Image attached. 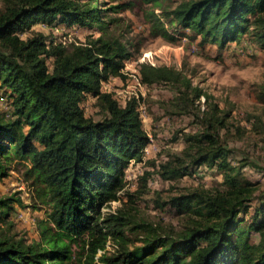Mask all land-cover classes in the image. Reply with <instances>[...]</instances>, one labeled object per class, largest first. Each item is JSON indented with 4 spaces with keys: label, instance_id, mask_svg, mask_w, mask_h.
<instances>
[{
    "label": "trees",
    "instance_id": "16d2710c",
    "mask_svg": "<svg viewBox=\"0 0 264 264\" xmlns=\"http://www.w3.org/2000/svg\"><path fill=\"white\" fill-rule=\"evenodd\" d=\"M137 1L162 7L166 0ZM135 2L5 0L0 8V90L12 108L10 115L0 112V178L15 162L22 164L31 205L45 211L39 239L30 240L13 231V203L21 198L0 196V264H264V194L248 219L256 190L220 142L226 116L217 104L205 130L187 135L185 154L168 160L161 172L167 180L203 164L223 172L224 190L194 188L164 201L178 215H194L195 223L162 234L128 208L111 209L127 185V167L132 159L142 160L150 143L139 99L121 104L102 89L103 81L126 77L124 61L135 53L111 32L119 19L109 12ZM148 17L153 33L169 41L178 39L171 25L201 37L202 44L225 47L247 34L264 48V0H186ZM39 21L97 28L100 35L70 50L51 45L43 32L21 37L20 31ZM139 73L147 84L183 80L196 100L204 94L170 67L142 62ZM184 95L187 105L190 95ZM89 96L97 99L103 118L86 114L82 104ZM254 232L259 242L252 240Z\"/></svg>",
    "mask_w": 264,
    "mask_h": 264
},
{
    "label": "rangeland",
    "instance_id": "374dc122",
    "mask_svg": "<svg viewBox=\"0 0 264 264\" xmlns=\"http://www.w3.org/2000/svg\"><path fill=\"white\" fill-rule=\"evenodd\" d=\"M122 1L134 0H107V6ZM183 1L186 0H166L160 7L136 0L131 8L110 11L111 17L119 19L111 26V32L129 43L135 52L133 58L140 60L137 65L130 62L122 68L123 72L130 71L128 68H139L140 72V63L152 62L181 72L192 87L201 88L204 94L196 100L183 80L147 84L141 79L139 85L134 70L132 76L124 73L125 78L112 77L102 83V89L113 93L121 104H125L129 96L140 94L143 127L150 136L142 160L132 159L127 167V185L121 192L120 200L112 202L111 209L128 208L139 221L152 224L162 234L177 233L197 219L190 214L178 215L164 201L194 188L203 187L210 191L226 188L223 172L216 165L203 164L195 167L196 171L192 174L172 180L161 175L162 167L168 160L185 154L189 146L186 136L205 130V120L215 104L219 105V115L226 116V125L219 128V138L230 152L228 159L232 164L241 166L243 178L256 190L246 214L248 219L259 202L258 196L264 194V93L263 101L259 98L260 92H264V48L251 41L247 34L225 47L213 42L202 44L201 37L188 30L180 32L171 25L169 29L176 34L177 40L169 41L156 36L148 12L158 14L163 7H175ZM4 2L0 0V8L4 7ZM34 32H43L51 45L68 50L74 44L85 43L100 35L97 28L51 26L42 21L19 34L27 38ZM135 46L139 51H135ZM180 93L190 95L189 104L182 102ZM184 96L187 98V95ZM82 105L87 115L95 119L104 117L105 113L95 97L89 96ZM0 112L12 113L8 96L1 90ZM24 169L22 164L15 162L8 175L0 178V196L21 198L20 202L13 203V231L30 240L39 239V221L45 211L31 205L34 196L32 186L25 179ZM128 194H132V201ZM138 231L144 234L142 229ZM251 238L260 241L258 233L254 232Z\"/></svg>",
    "mask_w": 264,
    "mask_h": 264
},
{
    "label": "built area",
    "instance_id": "2783aa9c",
    "mask_svg": "<svg viewBox=\"0 0 264 264\" xmlns=\"http://www.w3.org/2000/svg\"><path fill=\"white\" fill-rule=\"evenodd\" d=\"M134 62L136 65L139 63V61L140 60H138V59H134L133 58V56H131V57H129V58H127L126 60H125V62H124V67L125 66H127L130 62ZM151 62V61H150ZM152 63V62H151ZM139 66V65H138ZM136 67V66H135ZM128 69H130V71L129 70H126L124 73L125 74H128V75H130V76H132V72H133V70L134 69H132V68H128ZM134 74H136V75H138L137 76V81H138V84L140 85V82H141V78H140V73H139V68L137 69V68H135V70H134ZM133 97H135V98H138L139 100H140V94H133V96H129L128 97V99L127 100H129L130 98H133ZM140 102V101H139ZM114 202V201H113Z\"/></svg>",
    "mask_w": 264,
    "mask_h": 264
}]
</instances>
